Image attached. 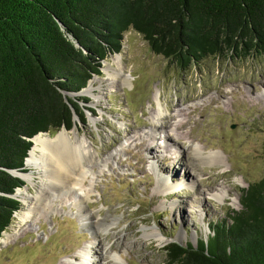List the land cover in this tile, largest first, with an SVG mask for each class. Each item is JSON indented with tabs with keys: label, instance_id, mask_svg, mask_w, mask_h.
Returning a JSON list of instances; mask_svg holds the SVG:
<instances>
[{
	"label": "rangeland",
	"instance_id": "374dc122",
	"mask_svg": "<svg viewBox=\"0 0 264 264\" xmlns=\"http://www.w3.org/2000/svg\"><path fill=\"white\" fill-rule=\"evenodd\" d=\"M106 60L109 68L122 69L119 84L107 87L113 75L101 69L77 93L87 99L79 100L83 119L75 114L72 128L59 129L72 142L84 136L94 163L79 189L65 193L59 186L51 192L41 168L25 160L23 174L30 179L22 176L24 186L15 192L20 208L4 230L13 236L0 244V264H164L165 245L206 237L209 224L238 210L242 190L262 177L264 55L206 57L181 70L129 28L121 51ZM159 113L171 114L170 126ZM181 119L187 123L177 127ZM176 132L180 137L165 141ZM194 145L219 152L223 162L204 161ZM179 181L184 185L177 188ZM88 190L84 208L79 199ZM36 195L44 198L37 204ZM24 211L28 217L20 220ZM87 212L113 223L97 230ZM149 229L164 241L145 236Z\"/></svg>",
	"mask_w": 264,
	"mask_h": 264
},
{
	"label": "trees",
	"instance_id": "16d2710c",
	"mask_svg": "<svg viewBox=\"0 0 264 264\" xmlns=\"http://www.w3.org/2000/svg\"><path fill=\"white\" fill-rule=\"evenodd\" d=\"M129 28L181 70L260 56L264 0H0V236L20 208L12 195L24 181L12 171L25 172L30 138L83 119L77 93ZM239 204L195 244L168 243L164 264H264V171Z\"/></svg>",
	"mask_w": 264,
	"mask_h": 264
},
{
	"label": "bare ground",
	"instance_id": "6f19581e",
	"mask_svg": "<svg viewBox=\"0 0 264 264\" xmlns=\"http://www.w3.org/2000/svg\"><path fill=\"white\" fill-rule=\"evenodd\" d=\"M118 59L120 60L119 55L113 57V60L118 61ZM104 62L105 64L104 66H102L103 71L107 72V74L110 76L113 75L110 81L106 84L107 87H113L116 83L119 84L117 77L119 76V71L121 68L118 71H116L115 69L109 68L108 66L109 62L107 60L106 61L104 60ZM109 69L113 71L110 74L108 72ZM120 79H121L120 83H124L127 80L125 77L122 76H120ZM160 111L162 110L160 109ZM176 111L178 112V109H176ZM159 114H161L162 118H165V121H163L164 126L166 127L170 126L171 125L170 119L173 118L172 116H170L171 114H169L168 116L166 115L163 116L162 113ZM185 123H187V121H183L181 119L177 121L175 125L177 127H183ZM178 137H180V134H178V132L171 135L168 133L164 135V139L166 142H168L169 140L174 141L173 138L177 139ZM166 142L165 143L163 142L162 144L163 148L169 146L168 143L166 145ZM203 148H204L203 146L194 145V152L204 161L210 164H218L223 162V158L219 152L206 151L207 153H205L203 151ZM95 155L96 154L94 152V149L92 148V145L87 141V139L84 136H82L81 138L75 137L74 141L72 142L71 136L69 137V134L62 129L59 130L55 134V136H51L46 132L39 133L36 136H34L32 147L29 150L28 156L26 157L25 160L27 163L26 165L30 167L41 168V171L43 172V176L45 177V182L48 185L51 192L55 191L57 186H59L60 190H63L65 193H67V191L70 188H72L73 190L75 188L79 189V186L85 180L86 171L90 168L89 166H91L88 163L89 162L94 163L96 158ZM165 159H168V157H165ZM22 176L26 178V180L30 179V177L26 176V174H22ZM163 182L165 184H169L170 185L169 188L173 187L172 184L168 183V177H165V180H163ZM183 185L184 182L179 181V183L177 184V188L182 187ZM17 193L21 194L20 192ZM88 193L89 190L87 191L86 194L80 196L79 202L83 205L81 207L84 208L86 207L85 204H86V199L88 197ZM43 199H44L43 196L38 195L36 197V201L34 202L37 204L38 202H41ZM170 204L172 208L175 206L176 203L174 202ZM82 212H84L83 209ZM26 213L27 212L24 211L18 214L17 216L20 218V220H23L27 216ZM87 218L90 221V226L96 227L97 230L99 229L105 230L111 223H113L107 221L108 216L98 218L92 212H87ZM144 234L145 236H151L155 238L156 241L160 243L164 241V238L160 234L158 235L154 233L152 229L146 230ZM12 236H13L12 232H9L7 230L3 231L0 236V244H5ZM82 255L86 260H89L88 259L89 253L87 250H84L82 252ZM65 264H70V263H65Z\"/></svg>",
	"mask_w": 264,
	"mask_h": 264
},
{
	"label": "water",
	"instance_id": "95a60500",
	"mask_svg": "<svg viewBox=\"0 0 264 264\" xmlns=\"http://www.w3.org/2000/svg\"><path fill=\"white\" fill-rule=\"evenodd\" d=\"M57 22H58V24L60 25V27L63 29V24L59 21V20H57ZM72 37V36H71ZM73 38V37H72ZM73 41L75 42V45L76 46H79V44L77 43V41L73 38ZM116 54V53H115ZM111 55H113V54H111ZM102 65H103V63H102ZM65 95V94H64ZM39 133H43V132H39ZM39 133H37V134H39ZM36 134V135H37ZM36 135H34V136H36ZM33 136V137H34ZM33 137H31L30 139H31V141H32V143H33ZM31 149V148H30ZM12 173L14 174V175H17V176H19V177H21L22 179H23V177H22V174H23V172H17V171H12ZM18 189H20V188H18ZM16 192V191H15ZM14 192V194L12 195V196H14V197H16L15 196V193ZM3 232V231H2ZM170 243V242H169ZM166 246V245H165Z\"/></svg>",
	"mask_w": 264,
	"mask_h": 264
}]
</instances>
